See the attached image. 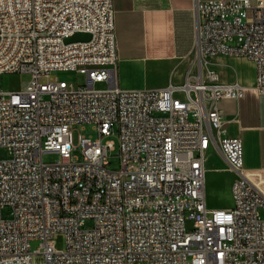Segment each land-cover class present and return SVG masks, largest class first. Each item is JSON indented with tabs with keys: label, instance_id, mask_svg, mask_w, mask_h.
Returning <instances> with one entry per match:
<instances>
[{
	"label": "built area",
	"instance_id": "obj_1",
	"mask_svg": "<svg viewBox=\"0 0 264 264\" xmlns=\"http://www.w3.org/2000/svg\"><path fill=\"white\" fill-rule=\"evenodd\" d=\"M76 33L89 39L65 42ZM196 46L193 63L252 60L255 84H224L209 69L205 79L190 70L181 87L126 90L113 0H0V79L24 76L18 89L0 83L10 153L0 160V264H264V168L245 167L220 107L264 94V0L198 2ZM85 124L98 138L79 135L76 146ZM212 145L237 173L229 209L206 201Z\"/></svg>",
	"mask_w": 264,
	"mask_h": 264
},
{
	"label": "crops",
	"instance_id": "obj_2",
	"mask_svg": "<svg viewBox=\"0 0 264 264\" xmlns=\"http://www.w3.org/2000/svg\"><path fill=\"white\" fill-rule=\"evenodd\" d=\"M206 1L210 0H113L120 58L118 85L126 90L181 87L190 70L205 79L210 69L221 83L252 87L256 66L248 58L218 54L205 62L198 57L193 63L198 54V2ZM220 107L225 134L243 142L245 167L264 168V94L250 89L239 100H221ZM213 160L234 172L215 145L209 150L207 165Z\"/></svg>",
	"mask_w": 264,
	"mask_h": 264
},
{
	"label": "rangeland",
	"instance_id": "obj_3",
	"mask_svg": "<svg viewBox=\"0 0 264 264\" xmlns=\"http://www.w3.org/2000/svg\"><path fill=\"white\" fill-rule=\"evenodd\" d=\"M89 39V35L83 33H76L65 39L66 43H73L79 41H87ZM59 76L63 79H75L80 84L84 83L85 77L83 75H75L71 73H60ZM24 80V76L12 74L4 76L0 79L1 85L5 88L10 89H18L20 88L21 82ZM107 88L106 83H97L96 89H105ZM79 135H83L87 138L95 140L98 138L97 131L93 128L91 124H85L82 126H77L74 128L73 132V142L74 145H78L79 143ZM116 144L118 142L117 134H114L110 137ZM73 156L81 157L80 150H74L72 152ZM10 157V153L6 148L0 147V160L7 159ZM43 160L45 163H55L61 160V157L58 153H45L43 155ZM111 169H118L120 167V158L118 156V150L112 153L110 157V165ZM235 175L237 177V173L230 172L224 169V167L220 164H217L213 161L209 162L207 165V173H206V184H205V195L206 201L210 208L213 209H229L234 204V198L232 194V184L234 182ZM235 178V179H234ZM4 215L9 216L8 209L4 211ZM92 225V221L87 220V227ZM36 246V244H34Z\"/></svg>",
	"mask_w": 264,
	"mask_h": 264
}]
</instances>
